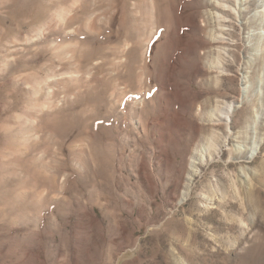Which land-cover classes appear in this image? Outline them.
<instances>
[{
	"label": "rangeland",
	"instance_id": "rangeland-1",
	"mask_svg": "<svg viewBox=\"0 0 264 264\" xmlns=\"http://www.w3.org/2000/svg\"><path fill=\"white\" fill-rule=\"evenodd\" d=\"M215 1L0 0V264H264V0Z\"/></svg>",
	"mask_w": 264,
	"mask_h": 264
},
{
	"label": "bare ground",
	"instance_id": "bare-ground-1",
	"mask_svg": "<svg viewBox=\"0 0 264 264\" xmlns=\"http://www.w3.org/2000/svg\"><path fill=\"white\" fill-rule=\"evenodd\" d=\"M247 1V0H246ZM257 1L259 0H248V4L249 5H253L255 4ZM215 2H217V4L220 6V8L224 11L226 10H232V11H237V7H232L230 6V4H228V2L226 0H216ZM237 2V1H236ZM238 5V4H237ZM238 12V11H237ZM240 12V11H239ZM238 14V13H237ZM217 16L222 19L220 21H224V22H221V34L220 36L218 37L217 41L221 42V43H225L226 42V39L224 38V36L226 35L227 33V29L225 28L227 26V24L225 23V16H223V14H220V13H217ZM223 17V18H221ZM250 22H255V19H252ZM225 50H227V48L223 47ZM227 53V52H226ZM216 109V108H215ZM233 111V104L230 102V103H226V105L224 106H219L218 107V111H215V112H218V116H216V120L218 122H222V121H225L226 124H228L230 122V119H231V112ZM216 115V114H215ZM215 132V131H214ZM216 136V135H215ZM215 150L218 151L220 149V146L219 145H216L215 147ZM212 149V148H211ZM210 150V152H208V154H210V158L211 156L213 155V152ZM209 159V158H208ZM197 161L194 159L193 162H192V165L196 164ZM195 166V165H194Z\"/></svg>",
	"mask_w": 264,
	"mask_h": 264
}]
</instances>
